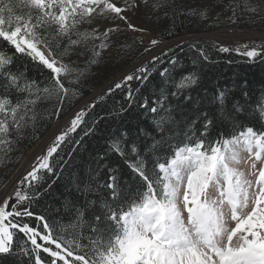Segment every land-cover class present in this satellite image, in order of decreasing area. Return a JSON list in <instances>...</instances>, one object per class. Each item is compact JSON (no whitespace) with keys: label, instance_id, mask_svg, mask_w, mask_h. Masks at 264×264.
I'll list each match as a JSON object with an SVG mask.
<instances>
[{"label":"snow or ice","instance_id":"snow-or-ice-1","mask_svg":"<svg viewBox=\"0 0 264 264\" xmlns=\"http://www.w3.org/2000/svg\"><path fill=\"white\" fill-rule=\"evenodd\" d=\"M241 4L251 12L264 11L251 0L223 5L222 10L232 8L238 19ZM221 6L222 0H204L201 7L187 10L176 0H0V42L6 45L0 48V160L16 150L28 129H36L38 118L59 120L65 108L72 109L59 134L43 155L35 157L13 190L0 188V264H264V97L256 101L258 129L243 126L230 137L221 133L210 140L213 121L204 114L200 136L169 143L170 154L158 156L151 169L145 155L155 153L160 141L149 148L127 133L112 138L108 152L122 159L139 181L134 197L125 195L116 170L109 168L107 180L96 182V189L107 190L101 199L80 205L68 202L63 212H57L60 220L33 210L51 188L43 186L44 177L58 175L56 169L68 163L61 151L72 146L67 153L71 156L83 137L94 132L96 121L89 123L86 117L104 96L78 109L73 102L81 98L83 82L103 51L115 44L126 53L144 45L148 37L140 52L145 62L113 81L104 94L122 90L130 105L153 73L163 84L169 83L178 63L173 47L183 50L187 44L193 65L211 59L207 44L179 38L166 45L152 36L150 26L134 25L127 13L144 10L147 25L169 18L175 23L179 17L209 22L219 17L216 9ZM128 32L139 35L120 43ZM211 47L218 53L234 52L247 62H264V32L261 43L228 47L213 42ZM158 49L160 54L155 55ZM20 56L41 74L47 72L45 80L29 78L26 66L14 70ZM134 81L139 85L135 90ZM196 83L195 73L181 76L172 84L174 91L162 87L151 101L145 96L139 107L152 114L167 112L169 94L176 97ZM226 99L225 91L214 97L221 109ZM41 103L49 105L43 117L37 110ZM232 110L242 111L238 103ZM169 121L168 115L161 116L156 128L163 132ZM80 132L83 135L75 139ZM241 152L248 154L247 159L240 157ZM106 157L107 153L100 159ZM242 159L247 171L239 167ZM88 190L95 189H84ZM19 235L25 238L23 245L16 243Z\"/></svg>","mask_w":264,"mask_h":264},{"label":"trees","instance_id":"trees-1","mask_svg":"<svg viewBox=\"0 0 264 264\" xmlns=\"http://www.w3.org/2000/svg\"><path fill=\"white\" fill-rule=\"evenodd\" d=\"M236 1L238 2V0ZM176 2L184 5L185 10L197 8L178 0ZM239 11L240 15L238 19L236 18L239 23H237L240 26H245L250 21L247 20L249 16L242 4ZM212 27L214 26L201 27V20L196 17H179L175 23L170 18L161 20L158 24H154V31L156 37L167 41L172 39L167 36L168 31L175 33V37H180ZM197 40L201 44L208 45L211 52L210 61L198 62L193 65L192 51L187 44L183 45V50L173 47V54L178 63L171 69L169 83L163 84L159 75L153 73L150 81L141 87L139 94H136L135 102L131 105L122 90H117L111 95H104L107 89L101 92L99 96H104V99L97 103L96 107L90 111L89 116L86 117L89 123L96 121L94 132L83 137L81 145L76 146V151L71 156L67 153L71 151L72 146L65 147L61 151L60 154L68 163L56 169L58 175L44 177L46 183L43 186L47 187L48 184H51V188L33 205V210L37 214H44L51 216L54 220H60L61 217L57 215V212H63L68 202L80 205L86 200L101 199L107 190L96 189V182L103 184L107 180V176L110 174L108 173L109 168L116 170L114 174L122 184L125 195L134 197L139 181L130 174L122 159L108 152L109 141L124 133L128 134L129 139L137 138L138 143L147 144L149 148L155 141H160L155 153L148 152L145 155L146 165L151 169L158 156L164 157L170 154L169 143L176 145L186 142L187 136L193 134L197 137L200 136V133L204 131V114H207V118L213 121L212 126L208 129V139L210 140L216 139L221 133L225 137H230L232 134L238 133L243 126L259 128L256 101L264 97V62H247L234 52L218 53L211 47L213 41L191 38L189 43ZM5 47L6 45L0 42V48ZM140 52L130 60L139 59ZM159 54L160 52L156 55ZM84 59L85 57L80 58L81 66H83ZM25 66L29 78H34L38 82L45 80L47 72L41 74V70L23 56L16 60L14 70L16 68L24 70ZM163 66L168 67L169 65L165 63ZM189 73L196 74L197 83L183 89L181 94L176 97L169 94L168 101L164 105L167 112L162 110L159 114H152L139 107L145 96L151 101L153 94L159 95L162 87H166L168 93L174 91L172 84L178 82L181 76ZM107 76L108 74L105 72H100L97 64L93 65L80 90L81 98L90 94L93 88L104 83L110 77V75ZM43 86L41 84V87ZM132 87L135 90L139 85L134 81ZM219 91L226 92L227 99L224 109H221L214 100ZM73 103L76 106L78 102L74 101ZM236 103L242 109L240 113H235L232 110L233 104ZM47 108L49 105L46 103L37 105L41 117L47 115L44 111ZM71 110V108H65L60 117ZM165 115L170 117V121L163 125L164 130L161 132L156 128V123L160 121L161 116ZM55 120L53 118L51 122H48L38 118L36 129H28L25 132V138L20 141L16 150L0 160V187L12 175L24 153L45 136ZM193 121H196L194 125ZM234 124L237 125L235 129L233 128ZM82 135L83 133L80 132L75 135V139H80ZM105 153H107V157L101 160L100 157L105 156ZM86 188L95 190L84 191ZM16 243L23 245L25 238L22 235L17 236Z\"/></svg>","mask_w":264,"mask_h":264},{"label":"rangeland","instance_id":"rangeland-1","mask_svg":"<svg viewBox=\"0 0 264 264\" xmlns=\"http://www.w3.org/2000/svg\"><path fill=\"white\" fill-rule=\"evenodd\" d=\"M179 2L193 5L194 7H201L204 4V0H178ZM236 0H222V6L220 8H217L216 11L220 12V15L218 18H213L209 22L201 21V27H207L206 25H212L214 27L208 28L207 30L201 31V32H195L191 34H187L185 36L175 37L172 39H169L167 41H163L166 45H172L174 44L179 38H195V39H202V40H208L213 41L217 43L218 45L223 46H237L242 44H252L255 43H261V33L264 32V11L261 12H251L248 10H245L249 17H247L249 23L245 26H240L237 21L236 23L230 22L229 18L236 19V17H233V9L227 8L226 10L223 9V5H227L229 3H236ZM251 4L254 6H258L261 10H264V0H251ZM262 14V15H261ZM130 21L137 26H150L152 28V36L156 37L155 31H154V24L153 25H147L148 17L145 15V11L141 10L137 12L135 15L132 13H127ZM155 19V18H153ZM163 20V19H161ZM120 23V22H116ZM121 27H124V25L121 23ZM139 33H133L128 32L121 36L120 43H126L129 42L131 37L138 36ZM148 37H145V43L144 45H137L135 46L131 51H128L126 53L122 52V50H119L117 46L114 44L110 49L105 50L101 53L100 62L97 64L99 70L101 73L105 72L108 74L107 77H110L101 85H98L97 87L93 88L90 94L87 96L79 99L77 105L75 106L76 109L79 107H82L85 105V103L90 104L94 99H96L97 96L101 94L102 91L107 89V87L113 82L117 81V78L122 77V75L127 74L128 72L133 70V66H140L145 62L147 58L142 60L141 58L136 60H130L135 54H138L144 46L147 45ZM160 50L158 49L154 54L156 55ZM72 112V111H71ZM70 113H67L66 115L59 118V120H55L51 128L48 130V132L45 134L43 138L37 141V143L28 149L24 155L21 157L20 161L18 162L17 167L21 164V162L27 158L32 150L34 151V148L36 149L37 146H39L45 138L49 135V133L52 131L54 126L58 123H60L62 120L64 122L58 128V130L55 132L58 133L61 130V127L65 124V121L69 118L71 115ZM54 134V135H55ZM54 135L51 137V139L45 144L43 151H41L40 155H43L46 151V148L50 145L51 141L54 138ZM248 154L246 152H241L240 157L243 159H247ZM243 159L239 165L241 170L247 171V165L243 163ZM35 162V161H34ZM33 162V163H34ZM32 166V165H31ZM31 166L16 180V182L22 178L24 174H26L27 171L31 170ZM14 170V171H15ZM13 174V173H12ZM11 177V176H10ZM10 177L1 185L0 188H3L7 181H9ZM15 182V183H16ZM15 183L13 186H11L8 191L11 192L15 186ZM231 226H235L234 222Z\"/></svg>","mask_w":264,"mask_h":264},{"label":"bare ground","instance_id":"bare-ground-1","mask_svg":"<svg viewBox=\"0 0 264 264\" xmlns=\"http://www.w3.org/2000/svg\"><path fill=\"white\" fill-rule=\"evenodd\" d=\"M64 120L56 124L52 129V131L49 133V135L45 138V140L39 146H37L36 149L34 148V151L32 150L31 154L21 162L18 168L11 175L9 181H7V183L5 184V186H7V189L13 186L16 180L33 164V162L35 161V157L40 156L41 151H43L45 144L51 139V137L55 134L58 128H60Z\"/></svg>","mask_w":264,"mask_h":264},{"label":"water","instance_id":"water-1","mask_svg":"<svg viewBox=\"0 0 264 264\" xmlns=\"http://www.w3.org/2000/svg\"><path fill=\"white\" fill-rule=\"evenodd\" d=\"M71 111H72V110H71ZM71 111H70V112H71ZM70 112H68V113H70Z\"/></svg>","mask_w":264,"mask_h":264}]
</instances>
